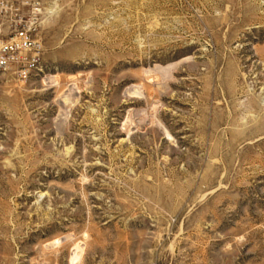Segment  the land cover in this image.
<instances>
[{"label": "rangeland", "instance_id": "obj_1", "mask_svg": "<svg viewBox=\"0 0 264 264\" xmlns=\"http://www.w3.org/2000/svg\"><path fill=\"white\" fill-rule=\"evenodd\" d=\"M9 1L0 264H264V0Z\"/></svg>", "mask_w": 264, "mask_h": 264}, {"label": "built area", "instance_id": "obj_2", "mask_svg": "<svg viewBox=\"0 0 264 264\" xmlns=\"http://www.w3.org/2000/svg\"><path fill=\"white\" fill-rule=\"evenodd\" d=\"M22 7L0 0V71L12 72L21 79L44 70L42 44L25 28Z\"/></svg>", "mask_w": 264, "mask_h": 264}, {"label": "bare ground", "instance_id": "obj_3", "mask_svg": "<svg viewBox=\"0 0 264 264\" xmlns=\"http://www.w3.org/2000/svg\"><path fill=\"white\" fill-rule=\"evenodd\" d=\"M167 70V69H166ZM153 71V70H152ZM76 255H78L77 254V249L75 248L74 249V252H73V254H72V260L76 257Z\"/></svg>", "mask_w": 264, "mask_h": 264}]
</instances>
